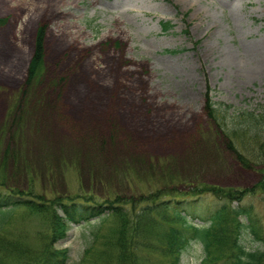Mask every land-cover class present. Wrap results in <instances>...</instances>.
<instances>
[{"label":"rangeland","instance_id":"1","mask_svg":"<svg viewBox=\"0 0 264 264\" xmlns=\"http://www.w3.org/2000/svg\"><path fill=\"white\" fill-rule=\"evenodd\" d=\"M0 17L7 19L0 26L2 193L77 196L90 206L132 194V178L145 191L165 183L241 189L244 200L230 202L249 212L240 215L241 243L264 251V123L231 129L244 112L264 110V62L251 72L255 49L264 50V0H0ZM38 26L44 64L32 87ZM208 85L222 111L213 119L204 108ZM230 139L249 165L235 159ZM223 201L202 198L205 223ZM46 218L20 207L0 221L5 264L16 263L6 256L8 243L40 251ZM88 219L58 244L69 249L66 264L82 262L92 243L98 217ZM113 224L106 221L107 232ZM204 257L193 241L180 264H204Z\"/></svg>","mask_w":264,"mask_h":264},{"label":"trees","instance_id":"2","mask_svg":"<svg viewBox=\"0 0 264 264\" xmlns=\"http://www.w3.org/2000/svg\"><path fill=\"white\" fill-rule=\"evenodd\" d=\"M5 22V18H0V26ZM170 26L168 24L164 28L167 30ZM44 32V27L39 26L29 63L28 82L32 87H35L42 77ZM210 90L209 87L205 93V111L213 119L222 111L217 108V102L213 101ZM19 100V97L15 100L16 110ZM242 115L244 120L232 125L233 133L258 129L264 123V110L256 114L244 112ZM225 143L238 162L249 165V159L231 139ZM135 174L138 175L136 171ZM137 180L143 182V179ZM0 182L5 184V176L3 180L2 176L0 177ZM127 182L132 194L108 196L107 200L93 201L90 206L76 200L77 196L58 195L50 201H42L43 195H37L33 191H0L1 223L13 210L20 207L45 214L48 220L45 241L40 251L32 253L27 248L20 250L17 249L18 244L8 243V260L16 261L15 264H66L69 249L58 247V244L68 236L72 224L86 222L91 214L98 217V220L92 224L93 240L79 264H180L181 256L193 241L203 244L204 264L264 263V251H248L241 243L246 226L240 215L248 211L230 203L241 202L245 197V190L207 183L202 184V187L190 185L188 189H181L165 183L145 191L141 190L136 179H127ZM208 193L224 201L208 216L209 223L201 224L196 222V219L205 221L199 213V206L202 204V198ZM94 196L91 195L90 200H93ZM110 218L114 220V224L107 232L105 223ZM248 218L250 220V217ZM253 232L260 238L256 225ZM100 240H103L105 245L94 250ZM0 264H5L2 257Z\"/></svg>","mask_w":264,"mask_h":264},{"label":"bare ground","instance_id":"3","mask_svg":"<svg viewBox=\"0 0 264 264\" xmlns=\"http://www.w3.org/2000/svg\"><path fill=\"white\" fill-rule=\"evenodd\" d=\"M261 48L262 47L256 48L255 51H254V53L256 54V57L259 56V58L256 61V65H255L254 70L253 71L251 70V72H253V73H256L257 70L262 66V64L264 62V58H262L264 50L261 49Z\"/></svg>","mask_w":264,"mask_h":264}]
</instances>
